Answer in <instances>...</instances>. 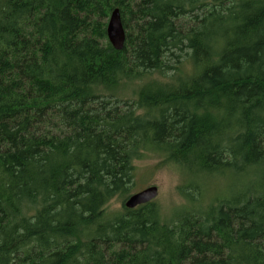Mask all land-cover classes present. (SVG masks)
<instances>
[{"label":"trees","instance_id":"1","mask_svg":"<svg viewBox=\"0 0 264 264\" xmlns=\"http://www.w3.org/2000/svg\"><path fill=\"white\" fill-rule=\"evenodd\" d=\"M149 151L191 200L207 175L250 181L169 220L107 212ZM0 264H264V0H0Z\"/></svg>","mask_w":264,"mask_h":264},{"label":"rangeland","instance_id":"2","mask_svg":"<svg viewBox=\"0 0 264 264\" xmlns=\"http://www.w3.org/2000/svg\"><path fill=\"white\" fill-rule=\"evenodd\" d=\"M181 59L178 67L182 73L190 72L189 59L185 57ZM172 73H168V76L152 73L144 79L126 81L111 94L115 98L133 101L137 98L138 90L146 79L166 82ZM134 164L135 184L130 195L147 186L156 185L159 194L153 202L163 220H169L176 211L183 207H189L191 204L196 205L197 208L207 207L217 199L231 198L241 192L240 189L246 187L250 181L247 174L237 173L234 170H230L226 174L207 175L202 177L199 182L200 186L195 192L196 199L191 200V197L183 193L182 190L189 191L187 185L192 178L179 163L168 161L164 155L149 151L145 152L144 157L136 160ZM192 190L190 192L194 193L195 190ZM124 202L125 199L111 200L106 206L107 212L121 213L126 208Z\"/></svg>","mask_w":264,"mask_h":264},{"label":"water","instance_id":"3","mask_svg":"<svg viewBox=\"0 0 264 264\" xmlns=\"http://www.w3.org/2000/svg\"><path fill=\"white\" fill-rule=\"evenodd\" d=\"M107 37L112 46L121 50L126 43V29L124 27L120 9L115 7L108 19L107 23ZM159 194L158 187L156 185H150L144 189L132 193L125 201V207L127 209H134L138 206L153 202Z\"/></svg>","mask_w":264,"mask_h":264}]
</instances>
